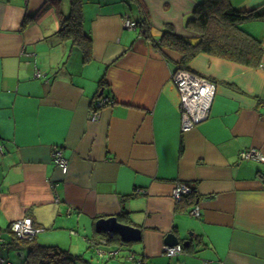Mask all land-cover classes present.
Returning a JSON list of instances; mask_svg holds the SVG:
<instances>
[{
	"label": "crops",
	"instance_id": "0c3cea01",
	"mask_svg": "<svg viewBox=\"0 0 264 264\" xmlns=\"http://www.w3.org/2000/svg\"><path fill=\"white\" fill-rule=\"evenodd\" d=\"M140 1L84 4L83 30L92 37L85 60L57 35L70 0H0L4 258L9 250L26 256L8 245V229L29 217L42 230L36 243L69 253L81 247L85 264H264V163L239 158L247 149L264 156V56L258 68L195 57L190 71L216 91L208 119L182 132L172 81L179 57L155 43L167 25L193 36L186 22L202 0ZM230 3L241 11L264 6ZM143 17L151 25L146 36L124 25ZM242 27L264 44V20ZM100 96L113 102L91 122ZM55 147L68 161L65 175L52 161ZM176 182L191 187L194 203L173 201ZM196 205L200 218L189 215ZM110 217L141 229V240L98 233L97 221ZM170 233L189 243L173 258L163 254ZM16 256L22 263L25 256Z\"/></svg>",
	"mask_w": 264,
	"mask_h": 264
},
{
	"label": "trees",
	"instance_id": "16d2710c",
	"mask_svg": "<svg viewBox=\"0 0 264 264\" xmlns=\"http://www.w3.org/2000/svg\"><path fill=\"white\" fill-rule=\"evenodd\" d=\"M92 0H70V12L60 20L57 35L63 41L70 40L82 52L85 60L91 55L92 37L83 30V6ZM106 1V0H96ZM126 3L140 0H122ZM147 17V16H146ZM140 18L138 27L141 34L147 35L150 23L147 18ZM252 20H264V6L261 8L241 11L234 8L230 0H202L197 3L186 29L193 36H182L175 33L171 25L162 30L160 41L156 42L158 49L176 53L179 57L177 70L190 71V64L199 54H207L224 60L258 68L264 56V44L246 32L242 25ZM191 72V71H190ZM195 195L186 196L177 205L194 203ZM17 250L26 249L27 254L21 260L23 264H76L80 256H73L68 251L56 247L43 246L32 241L20 240L12 236L9 244Z\"/></svg>",
	"mask_w": 264,
	"mask_h": 264
},
{
	"label": "built area",
	"instance_id": "2783aa9c",
	"mask_svg": "<svg viewBox=\"0 0 264 264\" xmlns=\"http://www.w3.org/2000/svg\"><path fill=\"white\" fill-rule=\"evenodd\" d=\"M125 27L129 29L138 28V23L132 20H125ZM40 77V73H37ZM172 81L179 94L180 112H181V130L187 132L198 124H201L208 119L210 115L211 105L215 96L216 86L215 84L197 74L184 69L176 70L172 75ZM110 97L100 96L95 99L91 110L89 111V120L91 122H97L101 118V111L106 106L112 104ZM51 158L53 163L58 167L62 174H66L68 171V161L63 156L62 149L55 147L52 150ZM241 160L256 161L264 163V156L255 149L243 150L239 153ZM192 193V189L186 183L176 182L172 192V199L175 203L181 202L186 196ZM189 215L194 218H200L201 211L196 205L189 211ZM8 231L20 240L32 241L35 239L38 233L42 230L34 225V222L29 217H23L13 221ZM4 243L2 235H0V245ZM182 244L174 247L165 246L163 254L168 258H173L183 252ZM97 254L101 255L103 252L97 249ZM109 255H115L114 252ZM134 259L133 255L130 257ZM0 264H17L9 261L0 254ZM23 264V263H19ZM202 264H211L208 261H204Z\"/></svg>",
	"mask_w": 264,
	"mask_h": 264
},
{
	"label": "water",
	"instance_id": "95a60500",
	"mask_svg": "<svg viewBox=\"0 0 264 264\" xmlns=\"http://www.w3.org/2000/svg\"><path fill=\"white\" fill-rule=\"evenodd\" d=\"M102 92L100 93V95ZM96 230L98 233H107L109 236H118L123 243H134L141 240V229L131 225L120 222L118 217H110L108 219H100L96 223ZM168 247H174L182 244L183 247L189 245L188 242L180 243V240L175 234H168L164 241ZM16 255L25 256V252L20 251Z\"/></svg>",
	"mask_w": 264,
	"mask_h": 264
},
{
	"label": "rangeland",
	"instance_id": "374dc122",
	"mask_svg": "<svg viewBox=\"0 0 264 264\" xmlns=\"http://www.w3.org/2000/svg\"><path fill=\"white\" fill-rule=\"evenodd\" d=\"M61 248V247H60ZM64 249V248H62ZM65 250H69L70 253L73 255V256H78V255H84L82 257V259H79L76 264H85V250L84 249H81V247H72L71 249H68V247L65 249ZM98 255V254H97ZM4 256L11 262H16V263H20V258H18L16 255H15V252L13 251H8V253H4ZM89 257H91V254L89 255ZM125 264L127 262H124Z\"/></svg>",
	"mask_w": 264,
	"mask_h": 264
}]
</instances>
